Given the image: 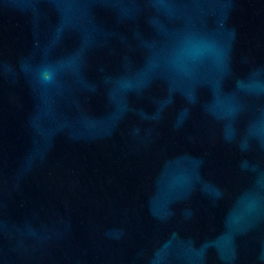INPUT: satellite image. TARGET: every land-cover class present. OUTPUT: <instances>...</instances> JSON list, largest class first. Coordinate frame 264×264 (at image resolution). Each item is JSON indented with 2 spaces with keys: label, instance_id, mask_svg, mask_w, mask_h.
<instances>
[{
  "label": "water",
  "instance_id": "95a60500",
  "mask_svg": "<svg viewBox=\"0 0 264 264\" xmlns=\"http://www.w3.org/2000/svg\"><path fill=\"white\" fill-rule=\"evenodd\" d=\"M0 264H264V0H0Z\"/></svg>",
  "mask_w": 264,
  "mask_h": 264
}]
</instances>
